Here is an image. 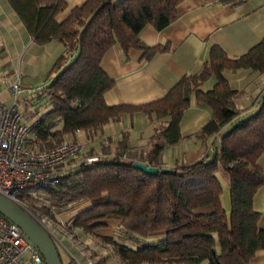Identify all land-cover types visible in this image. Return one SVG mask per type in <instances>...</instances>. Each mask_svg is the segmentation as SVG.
<instances>
[{
    "label": "trees",
    "instance_id": "trees-1",
    "mask_svg": "<svg viewBox=\"0 0 264 264\" xmlns=\"http://www.w3.org/2000/svg\"><path fill=\"white\" fill-rule=\"evenodd\" d=\"M7 1L36 44L57 40L64 46L49 69L48 75L54 73V77L35 93L46 109L36 118L30 116L29 121L35 120L30 146L54 147L76 131H84L91 140L123 113L140 111L149 118H167L155 125L144 155L126 151L127 133L122 132L114 154L104 146L103 155L90 166L82 162L54 186L27 189L19 198L29 201L42 194L47 202L41 206L45 212L88 201L89 206L73 217V225L110 244L123 264H248L264 245V232L258 227L260 214L253 209V197L264 185L259 163L264 153V97L255 111L238 116L233 102L237 91L223 71L264 72V37L234 58L218 45L211 46L202 69L183 76L161 99L137 106H109L104 95L114 81L100 67L105 52L115 44L124 52L141 49L146 59L166 51L167 44L147 46L139 34L147 26L160 31L174 23L177 7L184 0H86L61 22L55 17L67 8L64 0ZM244 1L220 0L230 5ZM211 75L216 82L203 91L201 85ZM192 93L197 102L212 109V118L198 133L200 137L217 134L210 153L170 168L169 173L149 175L134 168V161L163 167L160 152L165 143L181 139L180 122ZM220 172L228 177V212L221 204ZM208 206L210 211H197ZM104 219L119 220L135 248L95 233L104 227L100 223ZM153 235L159 237L147 240Z\"/></svg>",
    "mask_w": 264,
    "mask_h": 264
},
{
    "label": "crops",
    "instance_id": "crops-1",
    "mask_svg": "<svg viewBox=\"0 0 264 264\" xmlns=\"http://www.w3.org/2000/svg\"><path fill=\"white\" fill-rule=\"evenodd\" d=\"M64 1L67 8L57 14V22L64 20L74 7L81 6L86 0ZM177 11L178 18L170 26L160 31L147 26L139 34L140 40L147 46L167 44L166 51L146 59L141 49L129 48L124 52L119 44H115L105 52L100 67L114 81L113 88L104 95L107 105L137 106L161 99L183 76L196 74L202 69L208 60L211 46L218 45L230 58H234L244 54L264 37V0H245L238 5L223 4L220 0H184L178 5ZM63 51L64 46L57 40L44 45L36 44L8 1L0 0L1 101L5 102L11 96L7 84L18 73L25 89L39 88L34 90V94L24 91L20 95L25 93L30 103L40 102L34 95L54 77V73L48 75L49 69ZM223 76L237 91L233 102L239 111L238 116L255 111L264 97V72L243 68L225 69ZM215 82V76L211 75L201 85V89L210 90ZM39 109L34 118L46 109V104L40 105ZM211 118V107L197 102L192 93L180 122L181 139L174 144H164L160 152L162 166L173 168L204 158L210 153V147L218 140L217 134L200 137L198 133ZM166 120H157L154 116L149 118L140 111L123 113L120 120L107 123L96 136L101 140V145L108 142L115 146L121 133L126 132V151L133 155H144L155 125ZM60 127L61 124L57 128ZM79 134L90 143L89 148L97 146L96 140H87L84 131H76L67 139L77 140ZM259 163L264 171V153ZM210 209L204 207L197 211ZM253 209L260 214L258 227L264 232V185L253 197ZM100 223L104 227L96 229V232L112 236L119 220L104 219ZM62 263L79 264L70 259L62 260ZM248 264H264V245L255 252Z\"/></svg>",
    "mask_w": 264,
    "mask_h": 264
},
{
    "label": "built area",
    "instance_id": "built-area-1",
    "mask_svg": "<svg viewBox=\"0 0 264 264\" xmlns=\"http://www.w3.org/2000/svg\"><path fill=\"white\" fill-rule=\"evenodd\" d=\"M7 88L13 95L24 91L34 94L37 89H25L20 74H15ZM35 90V91H34ZM35 120L26 121L16 105L0 100V195L14 201L26 210L51 236L57 248L66 250L56 233L55 224L46 216L33 214L19 195L27 189H46L78 167L98 161V155L77 160L82 145L64 140L50 148L29 145V136ZM212 150V147H210ZM59 224L64 226L63 222ZM0 264H45L37 246L12 221L0 215Z\"/></svg>",
    "mask_w": 264,
    "mask_h": 264
},
{
    "label": "rangeland",
    "instance_id": "rangeland-1",
    "mask_svg": "<svg viewBox=\"0 0 264 264\" xmlns=\"http://www.w3.org/2000/svg\"><path fill=\"white\" fill-rule=\"evenodd\" d=\"M26 97L27 96L25 93L22 95L11 94V96L5 101V103L10 106L15 104L17 109L21 112L23 119L29 121L31 120L30 116L36 115L37 109H39V106L41 105V101L38 103L33 101L34 103L31 102V104L30 99H26ZM36 98L37 97H35V99ZM96 138L97 136H94L93 139H91V141L96 140L95 145H97L92 146V148H89L88 145H90V143H87L85 141L84 136L82 134H79L77 136V140H75V138H66V140L77 141L82 145V151L78 155L77 160L85 159L87 157L95 155H103L101 152L104 146H108L110 148L111 155L114 154V151H116V149L113 145L109 146L110 144L108 142H104L101 145V140ZM84 143H87V147ZM218 178L223 185L221 204L222 207L228 212L230 208L228 177L224 173L220 172L218 174ZM40 195L35 196L36 198H31V200L24 202L33 214H36L39 217L46 216L50 219H53L51 221L53 224H55L56 230H58V233H56V235L62 240L66 247V250H64L62 247L59 248L60 256L63 261L65 259H70L74 263L79 264H123L120 258L113 253L112 246L110 244L99 239L92 233L86 232L81 228L75 227L73 225V217L89 206L88 201H80L59 211L50 209L48 212H45L43 211L41 206L43 204H47L45 200L46 197L42 194ZM208 207L212 209L211 206ZM60 222H63L64 226L59 224ZM95 233H97L96 230ZM111 237L113 238V240L119 243H123L135 248V245L132 244L128 239L131 236L125 234L119 223L115 226ZM157 237L159 236L153 235L147 240H154Z\"/></svg>",
    "mask_w": 264,
    "mask_h": 264
},
{
    "label": "water",
    "instance_id": "water-1",
    "mask_svg": "<svg viewBox=\"0 0 264 264\" xmlns=\"http://www.w3.org/2000/svg\"><path fill=\"white\" fill-rule=\"evenodd\" d=\"M132 166L149 175L171 172L168 167L158 168L138 161H134ZM0 215L14 222L37 246L45 264H63L59 249L47 231L26 210L2 195H0Z\"/></svg>",
    "mask_w": 264,
    "mask_h": 264
}]
</instances>
